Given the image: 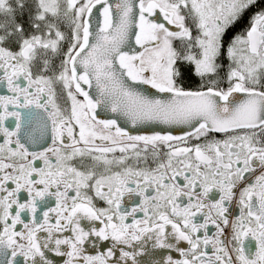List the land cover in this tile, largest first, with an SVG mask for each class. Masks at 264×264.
<instances>
[{
	"label": "snow or ice",
	"instance_id": "1",
	"mask_svg": "<svg viewBox=\"0 0 264 264\" xmlns=\"http://www.w3.org/2000/svg\"><path fill=\"white\" fill-rule=\"evenodd\" d=\"M0 82V264H264V0H0Z\"/></svg>",
	"mask_w": 264,
	"mask_h": 264
},
{
	"label": "flooded vegetation",
	"instance_id": "2",
	"mask_svg": "<svg viewBox=\"0 0 264 264\" xmlns=\"http://www.w3.org/2000/svg\"><path fill=\"white\" fill-rule=\"evenodd\" d=\"M0 95H10V93L7 91V88L3 85L2 82H0ZM11 123H12V121L10 119L9 121L6 122V126L8 124H11ZM2 142H3L2 141V136H0V143H2ZM49 143H50V140H49ZM26 196H27V193L22 191L20 193L21 201L26 199ZM124 206L128 207L129 209L131 208V204H126ZM46 207H55L54 198H49L47 200ZM44 210H45V204L42 203L41 206L38 208V212H40L42 214V212ZM140 215L142 216V214H140ZM53 222H54V220H53ZM128 222H130V218H129ZM209 228H210L209 234L211 235V233L214 231V227L210 225ZM40 235L43 237L46 234L41 233ZM63 235H70V232H65ZM181 243L184 246H186V242H181ZM151 245H152V242L149 241V243L147 245H145V247H147L150 251H152V252H154L156 254L152 255L150 257L147 256V255H142L141 257H138V259L149 261V264H150L151 261H162L169 254L173 255L174 258H179V254L176 253L174 249H152ZM107 247H111V241L110 240L109 241H100L98 243V245L96 246V250L106 251ZM85 248H86V251L89 254H92V255L95 254V251H93V245L91 243L86 242ZM48 255H49L50 259H53L54 264H63V261L65 259H67V257H59V256H57L56 253H54V252H49Z\"/></svg>",
	"mask_w": 264,
	"mask_h": 264
},
{
	"label": "water",
	"instance_id": "3",
	"mask_svg": "<svg viewBox=\"0 0 264 264\" xmlns=\"http://www.w3.org/2000/svg\"><path fill=\"white\" fill-rule=\"evenodd\" d=\"M140 127L142 129L159 131L161 128H167L168 126H164V125H141ZM174 134H179V133H174Z\"/></svg>",
	"mask_w": 264,
	"mask_h": 264
}]
</instances>
